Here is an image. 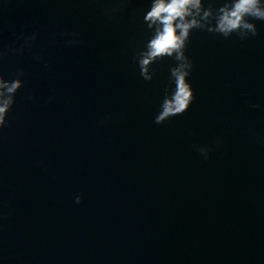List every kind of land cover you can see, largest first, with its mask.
I'll list each match as a JSON object with an SVG mask.
<instances>
[{
  "label": "water",
  "instance_id": "water-1",
  "mask_svg": "<svg viewBox=\"0 0 264 264\" xmlns=\"http://www.w3.org/2000/svg\"><path fill=\"white\" fill-rule=\"evenodd\" d=\"M150 3L0 0V43L38 33L4 60L25 75L0 134V264H264V22L194 30L196 99L157 125L175 61L150 82L133 62Z\"/></svg>",
  "mask_w": 264,
  "mask_h": 264
},
{
  "label": "clouds",
  "instance_id": "clouds-1",
  "mask_svg": "<svg viewBox=\"0 0 264 264\" xmlns=\"http://www.w3.org/2000/svg\"><path fill=\"white\" fill-rule=\"evenodd\" d=\"M131 0H112L115 5L105 9V14L112 16L123 12ZM219 5V6H217ZM253 21L264 22V0H151L149 10L144 13L142 23L150 33L143 46L133 54V62L140 69V76L145 81H152L156 76L154 64L169 58L175 61L169 65V85L166 86L160 110L154 123L163 124L177 115H183L196 99L194 89L189 82V76L194 67L186 55V49L192 32L199 30L213 33L229 39L236 35L241 41L259 35ZM35 23V22H34ZM58 35L77 37L75 32H61ZM38 33H21L11 43H0V134L3 133L9 121V112L16 103V95L24 86L23 68H17L7 73L5 79L4 60L9 56L21 57L25 51L31 52ZM65 43L76 46L79 39H65ZM48 67V61L41 56L33 57ZM26 99L34 100L28 96ZM258 108L259 105H251ZM200 156L207 160L210 149L207 146L195 147ZM83 202V195L75 197V203ZM6 218L0 214V220Z\"/></svg>",
  "mask_w": 264,
  "mask_h": 264
}]
</instances>
